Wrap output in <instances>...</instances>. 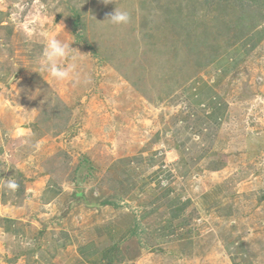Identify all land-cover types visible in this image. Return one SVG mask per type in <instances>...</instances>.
<instances>
[{
    "label": "rangeland",
    "instance_id": "rangeland-1",
    "mask_svg": "<svg viewBox=\"0 0 264 264\" xmlns=\"http://www.w3.org/2000/svg\"><path fill=\"white\" fill-rule=\"evenodd\" d=\"M115 8L130 22L107 20ZM0 14L1 151L143 214L137 264L264 259V0H0ZM45 33L72 42L74 79L41 70Z\"/></svg>",
    "mask_w": 264,
    "mask_h": 264
},
{
    "label": "crops",
    "instance_id": "crops-1",
    "mask_svg": "<svg viewBox=\"0 0 264 264\" xmlns=\"http://www.w3.org/2000/svg\"><path fill=\"white\" fill-rule=\"evenodd\" d=\"M260 37L258 33L251 45ZM233 53L227 70L242 58L239 49ZM4 85L0 70V98ZM32 154L17 158L6 154L5 147L0 150V264H137L133 257L142 249L129 237L138 235L143 214L121 209L122 203L88 198L87 189L72 188L53 178L48 168L30 164ZM11 177L19 184L15 193L3 187ZM146 238L152 241L153 236ZM254 254L257 263L251 258L248 264H264Z\"/></svg>",
    "mask_w": 264,
    "mask_h": 264
},
{
    "label": "clouds",
    "instance_id": "clouds-1",
    "mask_svg": "<svg viewBox=\"0 0 264 264\" xmlns=\"http://www.w3.org/2000/svg\"><path fill=\"white\" fill-rule=\"evenodd\" d=\"M103 2L107 4L111 0H103ZM107 20L113 25H125L130 22L131 16L128 11L115 8L114 12L109 14ZM45 40L46 43L41 57V70L47 72L57 82L74 79L77 76L76 61L78 58L72 54L76 50L71 47L72 42L68 43L55 37L48 38L47 33H45ZM35 147L39 148V144L37 143ZM3 187L7 191L15 193L19 188V184L11 177L5 179Z\"/></svg>",
    "mask_w": 264,
    "mask_h": 264
},
{
    "label": "trees",
    "instance_id": "trees-1",
    "mask_svg": "<svg viewBox=\"0 0 264 264\" xmlns=\"http://www.w3.org/2000/svg\"><path fill=\"white\" fill-rule=\"evenodd\" d=\"M74 26H76V25H74ZM107 203V202H106ZM101 204H105V203H101Z\"/></svg>",
    "mask_w": 264,
    "mask_h": 264
}]
</instances>
